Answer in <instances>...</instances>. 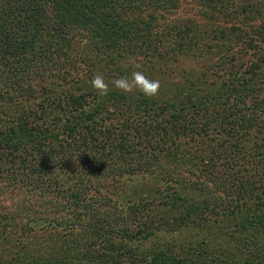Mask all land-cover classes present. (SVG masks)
Segmentation results:
<instances>
[{
    "label": "trees",
    "instance_id": "1",
    "mask_svg": "<svg viewBox=\"0 0 264 264\" xmlns=\"http://www.w3.org/2000/svg\"><path fill=\"white\" fill-rule=\"evenodd\" d=\"M133 71L157 95L112 86ZM137 174L158 189L124 202ZM167 208L194 249L233 223L215 264H264V0H0V264H79L66 234L55 258L20 253L76 222L86 264L142 247L168 264L178 231L152 247Z\"/></svg>",
    "mask_w": 264,
    "mask_h": 264
},
{
    "label": "rangeland",
    "instance_id": "2",
    "mask_svg": "<svg viewBox=\"0 0 264 264\" xmlns=\"http://www.w3.org/2000/svg\"><path fill=\"white\" fill-rule=\"evenodd\" d=\"M88 56L90 58H93L95 57V54H92L91 52V53H88ZM100 58L101 57L98 56L96 60H99ZM182 68H180L178 64L172 67V69L177 70V71L181 70ZM135 177H138V178H135L132 181H128L126 182L125 185H123L124 192L126 194L125 195L122 194L121 198H125L127 195L131 196V197L125 198L124 202L128 201L129 198L132 200L131 202H133V200H136V199L138 200V198L140 197V193L142 194V193L157 191L158 189L157 184L150 181L148 178H143L141 174H137L135 175ZM83 189L84 187L81 188V190ZM116 191H118L117 194H121V192L119 193V188L113 189L110 186H104V185L99 188H96V193L98 192L100 194L98 195L100 198L101 196L102 198L103 197L106 198L105 195H101L104 192H112L111 194H113V192H116ZM203 195L210 196L208 191H205L201 196ZM207 201L210 202L211 200H207ZM120 204H121V200L119 201L118 206H122ZM138 205L137 207L131 209L130 213L139 211L143 204H138ZM155 214L157 216V219L160 216H162L163 218V220L161 221L163 224L162 226L158 227V229L165 230V233L162 237H166V240H162V238L159 240L156 239L157 240L156 244L153 245L152 247L165 246L166 241L173 237L172 234H174L175 231H178V236H177L178 244L175 250H173L172 248L171 251L169 252V254L171 255V261H169L168 264H215V262L212 260L218 254L219 245L222 244L224 241L228 240V238L231 235H233L232 233L233 223H231L230 220H229L228 226L226 227L223 226V223L221 221L218 222V221L212 220L210 222H207L205 226V228L209 227V233H208L209 235L208 237L210 238L209 242L207 243V245L197 244V249L196 248L194 249L195 246L191 245L189 242V236L191 235L190 231L188 229L186 231L180 230V228L184 227V223H186L184 222L185 216L183 212H181L180 213L181 215H179V218L181 220L180 224L175 221L177 218L176 217L177 215H175L174 210H172L171 208H167L166 211L158 212ZM193 218L196 219L197 218L196 215L193 216ZM55 220L56 222H60L62 220L63 222H66V220L68 219L67 217H63L61 213H57L55 215ZM80 221L82 222V220ZM4 224L5 223H0V228L4 226ZM80 226H81L80 223L76 222L74 224L72 223L70 228L61 227L62 229L60 230V234H55L52 230H46L42 234L36 235L35 237H30L29 243H26L24 241L21 242L22 246H21L20 253L21 254L26 253V249H27L29 251V254L31 255L33 253L35 254L39 253L40 257L45 255V257H48V258H55L56 256H58L59 250H62L65 248L67 249V253L69 256L73 258L78 257L77 259L81 258L80 261L78 262L79 264H86L84 261L85 260L84 256H77L80 246L85 244L86 240H88V239H85L84 237H81L80 235L77 236V234H81L79 233ZM82 226H84V223L82 224ZM63 234H66L68 236V238L66 237L65 245L62 243L64 242ZM32 238H33V241H32ZM62 244L63 246L61 247ZM37 246L38 248H35ZM59 247H61L62 249H59ZM138 252L139 254L136 256L134 254L132 256L130 255L125 256L124 260H127V261H123L119 259V262L121 264H148V263H145L146 261L144 260H145V256L148 253H151L150 248L142 247L138 250ZM12 258H14V256ZM28 259L29 258L24 259L22 258V255H20L16 258V262H18V264H23ZM73 264H77V263L73 262ZM153 264H156V262H154Z\"/></svg>",
    "mask_w": 264,
    "mask_h": 264
},
{
    "label": "clouds",
    "instance_id": "3",
    "mask_svg": "<svg viewBox=\"0 0 264 264\" xmlns=\"http://www.w3.org/2000/svg\"><path fill=\"white\" fill-rule=\"evenodd\" d=\"M137 67H139V65H137ZM90 83L101 96L108 94L109 84L105 81L102 75H95ZM111 83L114 88L124 93H130L133 90H137L147 97L157 95L160 88L159 80H150L142 71H133L130 74V77L121 76L113 80Z\"/></svg>",
    "mask_w": 264,
    "mask_h": 264
}]
</instances>
